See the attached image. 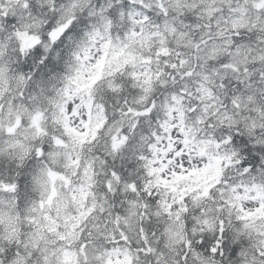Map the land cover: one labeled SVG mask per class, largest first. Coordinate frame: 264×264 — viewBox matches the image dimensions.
Listing matches in <instances>:
<instances>
[{
  "label": "clouds",
  "instance_id": "1",
  "mask_svg": "<svg viewBox=\"0 0 264 264\" xmlns=\"http://www.w3.org/2000/svg\"><path fill=\"white\" fill-rule=\"evenodd\" d=\"M0 264H264V0H0Z\"/></svg>",
  "mask_w": 264,
  "mask_h": 264
}]
</instances>
